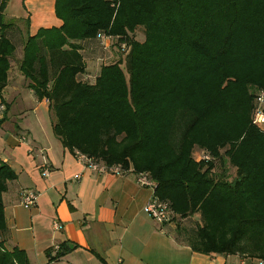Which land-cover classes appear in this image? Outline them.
<instances>
[{
	"label": "trees",
	"instance_id": "1",
	"mask_svg": "<svg viewBox=\"0 0 264 264\" xmlns=\"http://www.w3.org/2000/svg\"><path fill=\"white\" fill-rule=\"evenodd\" d=\"M7 1L0 103L16 48L5 35ZM54 12L61 27L26 38L20 72L48 102L62 147L148 174L176 239L194 252L264 262V129L253 122L264 91V0H55ZM100 36L122 59L102 65L92 84L80 81L81 50ZM15 179L0 160V239L2 195ZM68 251H48L47 264ZM0 264L29 262L0 240Z\"/></svg>",
	"mask_w": 264,
	"mask_h": 264
},
{
	"label": "crops",
	"instance_id": "2",
	"mask_svg": "<svg viewBox=\"0 0 264 264\" xmlns=\"http://www.w3.org/2000/svg\"><path fill=\"white\" fill-rule=\"evenodd\" d=\"M54 4L8 0L2 12L3 23L10 25L5 35L16 47L1 94L6 111L0 119V160L16 175L2 195L4 249L23 251L29 264H47V252L53 256L59 245L70 251L54 264H264L240 255L194 252L176 239L177 221L160 225L147 216L144 208L153 192L139 187L133 173L96 174L62 147L52 132L48 102L35 98L20 72L26 38L40 29L61 27ZM85 46L93 47L81 50L86 68L78 80L92 84L108 64L100 63L101 57L112 54L114 46ZM44 168L48 176L42 175ZM26 191L38 194L36 205L28 209L19 205ZM55 221L59 230L53 228Z\"/></svg>",
	"mask_w": 264,
	"mask_h": 264
},
{
	"label": "built area",
	"instance_id": "3",
	"mask_svg": "<svg viewBox=\"0 0 264 264\" xmlns=\"http://www.w3.org/2000/svg\"><path fill=\"white\" fill-rule=\"evenodd\" d=\"M100 43L102 45H108L112 43V39L100 36ZM124 48V45H122ZM6 108L4 104L0 103V119H2ZM253 122L255 125L264 129V91L258 94L257 97V108L253 114ZM75 158L79 160L86 169H89L91 172L96 174H108L112 176H124L127 173H132L130 170H123L120 166H106L101 162H96L92 159H88L85 156L79 154L78 152L74 153ZM49 170L44 168L42 170L43 176H48ZM136 184L145 189H150L152 192L155 188V183L149 178L146 173H133ZM38 194L35 192H23L20 196L19 205L24 208H31L36 205ZM147 216L154 222L163 225L168 224L173 221L174 214L171 213L167 203L158 200L156 197L152 196L151 200L147 203L144 208ZM53 228L59 230L61 225L58 222L53 223Z\"/></svg>",
	"mask_w": 264,
	"mask_h": 264
},
{
	"label": "rangeland",
	"instance_id": "4",
	"mask_svg": "<svg viewBox=\"0 0 264 264\" xmlns=\"http://www.w3.org/2000/svg\"><path fill=\"white\" fill-rule=\"evenodd\" d=\"M140 35H141V31H137L136 34L134 35V37L139 39ZM92 47L93 46H85V48H89V49L92 48ZM97 48H99V47H97ZM98 52H99V54H103V53H101L102 52L101 50H98ZM121 55H122V52H120L117 49V47L114 46L112 54L105 53L104 54L105 58H103V56L101 55L102 57H101V62L100 63H102V64H106V63L110 64V63L117 62L119 59H122ZM200 156L201 155H198V154L195 155L196 158H199ZM229 175H230V177H234V175H235V171L231 167L229 168Z\"/></svg>",
	"mask_w": 264,
	"mask_h": 264
}]
</instances>
